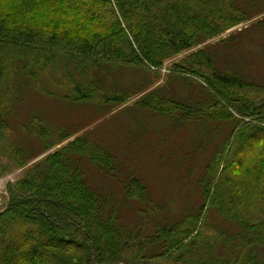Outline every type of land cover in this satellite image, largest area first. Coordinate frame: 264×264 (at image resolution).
<instances>
[{"label":"trees","instance_id":"obj_1","mask_svg":"<svg viewBox=\"0 0 264 264\" xmlns=\"http://www.w3.org/2000/svg\"><path fill=\"white\" fill-rule=\"evenodd\" d=\"M248 8L240 0H0V150L9 104L23 87L70 104H121L134 87L105 90L108 75L122 67L156 72L166 59L245 21ZM216 56L203 47L171 66L187 94L160 87L135 101L174 127L204 125L197 148L230 129L203 166L196 208L162 218L146 182L121 169L111 149L80 135L6 186L0 264H264V82ZM44 77H59L61 93L43 86ZM30 123L41 148H12L19 166L71 133L37 115ZM195 151L180 152L179 160L187 163ZM88 167L102 172L104 188ZM108 179L118 180L122 200L135 203L134 226L123 222L122 200ZM212 216L235 231L209 223Z\"/></svg>","mask_w":264,"mask_h":264},{"label":"rangeland","instance_id":"obj_2","mask_svg":"<svg viewBox=\"0 0 264 264\" xmlns=\"http://www.w3.org/2000/svg\"><path fill=\"white\" fill-rule=\"evenodd\" d=\"M240 3L244 7H249V15L245 21L166 59L157 73L122 67L115 75H108L104 79L105 90L119 86L134 87L133 95L121 104L102 105L93 102L70 104L59 97L57 99L56 95L32 87L25 86L19 90L18 97L8 103L10 130L7 131V139L2 142L0 150V163L5 167L4 171H0V208L7 199L6 186L9 183L21 177L25 169L35 161L80 135H85L89 141H96L111 149L119 159L121 169L124 171L128 169V172L134 173L146 182L149 197L162 208L158 212L162 218L175 220L190 208H196L200 203L196 183L203 166L220 138L230 129H222L217 136L213 134L210 140H206L204 145L197 148L200 142L205 140V138L199 140L203 135L204 125L196 127L193 124H185L181 128L174 127L175 124H171L162 115L140 111L135 101L160 87L174 88L179 93L187 94L188 89L183 82L170 74V68L175 62L203 47L216 53V60L221 63L238 68L249 78L264 82V0H257L255 3L240 0ZM59 80L57 77L56 83L51 79L48 81L45 77L42 78L43 86L56 93H61V88L58 87ZM63 82L66 86L71 85L69 81ZM36 115L53 129L65 128L71 133L19 166L11 157L12 148H22L31 153L41 148L40 142L30 130V119ZM186 150L191 152L196 150L197 153H193L189 157L190 160L183 163L179 160V153ZM170 152L173 153V157H169ZM87 169L91 181L104 188L106 178L102 172L93 167ZM107 184L119 200L125 199L118 180L108 179ZM121 202L123 222L132 227L136 218L135 203L131 200ZM212 217L209 223L216 221L215 224L219 228L222 227L230 233L235 231L232 225Z\"/></svg>","mask_w":264,"mask_h":264}]
</instances>
